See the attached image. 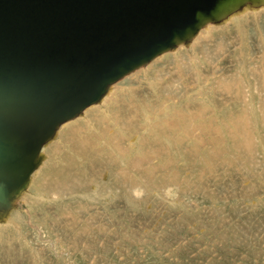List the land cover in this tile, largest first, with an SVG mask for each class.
Returning <instances> with one entry per match:
<instances>
[{
	"label": "rangeland",
	"instance_id": "rangeland-1",
	"mask_svg": "<svg viewBox=\"0 0 264 264\" xmlns=\"http://www.w3.org/2000/svg\"><path fill=\"white\" fill-rule=\"evenodd\" d=\"M162 59L0 211V264H264V6Z\"/></svg>",
	"mask_w": 264,
	"mask_h": 264
},
{
	"label": "water",
	"instance_id": "water-1",
	"mask_svg": "<svg viewBox=\"0 0 264 264\" xmlns=\"http://www.w3.org/2000/svg\"><path fill=\"white\" fill-rule=\"evenodd\" d=\"M264 0H0V208L57 128L164 52Z\"/></svg>",
	"mask_w": 264,
	"mask_h": 264
},
{
	"label": "bare ground",
	"instance_id": "bare-ground-1",
	"mask_svg": "<svg viewBox=\"0 0 264 264\" xmlns=\"http://www.w3.org/2000/svg\"><path fill=\"white\" fill-rule=\"evenodd\" d=\"M264 5H262V6H259V7H249V6H246V7H244L242 10H240V11H238L239 13L240 12H242V11H245V12H248V11H253V10H255V9H259V8H261V7H263ZM238 12H236L237 14H239ZM236 13H233V14H231L230 16H228L227 18H225V19H223V21L222 22H220V23H213V22H210V23H207L205 26H203L200 30H199V32L197 33V35L196 36H194L190 41H188V42H183V43H181V44H179V45H177L176 47H174L173 49H170L169 51H167V52H164L163 54H161V55H159L158 57H156L153 61H151L150 63H148V64H146V65H144V66H142V67H140V68H138V69H136L135 71H133V72H131L130 74H128L127 76H129V75H131V76H133L134 74H137V72L138 71H140L139 69H141V68H145V67H147V66H151L152 65V63H154V62H156V61H158V60H161L164 56H166L167 54H168V52H170L171 50H174V51H176L177 49H183V48H186V47H189L190 45H192L194 42H196L198 39H200L201 37H203V36H206L207 34H210V32L213 30V27H214V24H216V25H219V24H222L224 21H226V22H229V21H231V20H233L234 18H236L237 17V14ZM158 58V59H157ZM163 60V59H162ZM147 69H149V68H147ZM148 71V70H147ZM145 73H146V71H145ZM137 76V75H136ZM124 78H126V76L125 77H123V78H121V79H119L117 82H114L113 84H111L108 88H107V90H106V92H105V94H104V96L101 98V100L102 99H104L105 98V96H106V94H107V92H108V90H109V88H111L113 85H115V84H117V85H119L118 84V82H120L122 79H124ZM122 90V88L121 87H115V91L116 92H119V91H121ZM127 96V95H126ZM129 97V96H128ZM135 97H132V99H134ZM101 100L100 101H98V102H96V103H93V104H90L89 106H87L81 113H79L76 117H78L79 115L80 116H83V118L85 119V120H91L92 122H93V124L95 125V127L97 128V129H101L99 126H97V120H99V119H102L101 120V122L103 123L102 124V126H104V127H106L107 129H109L110 131H112V130H114L117 126H119V125H122L123 124V122H119L118 120H117V115H116V113H114V114H112L113 115V117L112 118H110V119H106L105 118V116H104V111L105 110H101V109H99L98 107H97V105H95V104H97V103H99V102H101ZM132 103V102H131ZM94 105V106H93ZM107 107L108 106H110V110L112 111L113 109H114V107H113V109L111 108V105H110V103L108 102L107 104ZM115 110V109H114ZM116 112H117V110H116ZM110 113V112H109ZM104 116H102V115ZM107 115H109V117H111V114H107ZM76 117H74V118H76ZM108 117V116H107ZM73 118V119H74ZM115 119V124H117L115 127H113V125L112 124H110L111 122L112 123H114V121L112 120V119ZM71 119V120H69V121H67V122H64L63 124H61L58 128H57V130H56V132H55V134H54V136L49 140V141H47L46 143H44L43 145H42V147H41V150H40V155H42V159H41V161L39 162V164L37 165V167L28 175V178H27V181L26 182H24L23 184H21V185H19V186H16L15 188H17L16 190H15V194H14V196L12 197V199H11V201H10V206H9V208H6L5 206H3L2 208H0V211H3V213L5 214L8 210H11L12 208H13V203H14V201H15V199L18 197V195L19 194H24V193H26V190L31 186V184H32V182L34 183L36 180V178H38V179H40L44 174V169L47 167H44L45 165V163L48 161V162H50V158H52V156H54V155H57L56 156V158L55 157H53V158H55V159H57V157L59 156L60 157V155H63L65 152H66V150L70 153V154H66V155H75L77 152H78V149H79V145L78 144H76L77 143V141H81V139H83L81 136H80V134H83L84 133V131L87 129L86 128V123H84L83 121H81V118L79 117V118H76V119ZM132 119V120H131ZM131 119L130 118H128V120H127V122L128 123H130L131 125H134V123H133V117H131ZM125 121V120H124ZM101 126V127H102ZM61 127V128H60ZM131 127V128H130ZM134 128V126H127V127H125V129H124V131L126 132V134H129V132H131L132 130L131 129H133ZM57 132H59V135H60V139H59V135H58V133ZM78 132V133H77ZM56 136H58V139H55V137ZM65 137V138H64ZM64 140L63 142H62V145H59L60 144V142H61V140ZM58 141V142H57ZM84 141V140H83ZM97 141H99V140H93V139H90V143H91V145H92V148L94 149V148H96V147H98L99 145L97 144ZM57 142V143H56ZM101 142V141H100ZM118 143L119 144H121V140L119 139L118 140ZM57 144H58V146H57ZM72 158V157H71ZM72 160V159H71ZM47 162V163H48ZM57 162V161H56ZM55 162V163H56ZM70 162V161H69ZM59 165H60V163H61V161H60V159L58 160V162H57ZM56 163V164H57ZM144 163V162H143ZM51 163H49V165H50ZM55 164V165H56ZM72 166V165H71ZM44 167V168H43ZM49 167V166H48ZM43 172V173H42ZM62 178V177H61ZM43 179V178H42ZM75 179H77V178H75ZM41 180V179H40ZM46 181H48V179H46ZM80 183V182H79ZM58 184V183H57ZM83 184V183H82ZM73 185V184H72ZM72 185H71V187H72ZM77 185V184H76ZM65 185H63V187H64ZM74 187V186H73ZM28 200V199H27ZM13 214V213H12ZM8 218V217H7ZM8 221V220H7ZM1 224V223H0Z\"/></svg>",
	"mask_w": 264,
	"mask_h": 264
}]
</instances>
